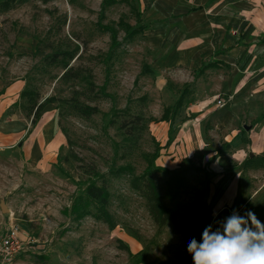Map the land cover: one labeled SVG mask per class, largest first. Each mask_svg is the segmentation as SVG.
Masks as SVG:
<instances>
[{
  "label": "rangeland",
  "instance_id": "rangeland-1",
  "mask_svg": "<svg viewBox=\"0 0 264 264\" xmlns=\"http://www.w3.org/2000/svg\"><path fill=\"white\" fill-rule=\"evenodd\" d=\"M146 1L153 3L14 0L0 7V85L20 79L22 89L37 92V101L55 98L31 123L27 100L20 97L14 106L23 114L20 132L9 145H0V201L6 207L0 209V228L15 222L29 240L19 264H193L188 242L200 241L207 225L215 229L233 209L241 215L251 209L264 222V161L248 154L264 150V0H249L254 7L243 12L242 23L225 24L228 40L204 39L216 48L201 56L182 51L191 39H170L190 36V29L178 33L180 24H165L166 38L159 40L157 22L169 18ZM191 18L199 23L205 15ZM135 26L140 29L127 36ZM225 45L231 48L229 64L222 72L201 74L207 91L212 84L214 90L209 97L192 95L198 65ZM56 49L70 56L48 62L44 55ZM69 65L79 71L77 77L63 76ZM220 82L224 89L219 90ZM183 88L187 94L175 116L158 120ZM75 100L97 111L81 115L71 107ZM217 100L228 109L244 149L237 140L224 145V129L212 133V125L204 123ZM188 107L197 110L191 113ZM129 113L142 119L126 134L118 124ZM49 124L52 144L44 137ZM189 125L204 128L193 136L188 129L180 134L178 127ZM37 143L40 152L30 153ZM195 144L204 150H194ZM155 151L153 164L189 167L179 186L167 187L161 171L150 174L162 201L176 210L179 228L158 227L132 186V176L143 172ZM90 181L105 182L112 226L68 212ZM210 196L220 201L210 205Z\"/></svg>",
  "mask_w": 264,
  "mask_h": 264
},
{
  "label": "crops",
  "instance_id": "crops-1",
  "mask_svg": "<svg viewBox=\"0 0 264 264\" xmlns=\"http://www.w3.org/2000/svg\"><path fill=\"white\" fill-rule=\"evenodd\" d=\"M152 2L153 3H149L148 1H146V5L149 7L151 6V4H153V7L158 11L160 16L169 18L168 21L166 20L165 22H157L158 23L157 29H160L158 30L159 33L157 35L159 40L161 38L163 39L166 38V35H164L165 33L164 29H166V27L164 26L165 24H169V23L172 25L176 23L180 24L181 26L177 29L179 30L178 33L182 32L180 34L184 35V33H187L186 30L190 29L191 32L190 36L188 38L186 37L183 38L184 36L183 37L180 36L179 38L176 35H172L170 39H177V40L191 39L189 43H184L185 45H183L184 48L182 51L186 52V50H188V52L196 53L198 56H201V54L206 52L210 53L212 49L216 48V45H214V43L212 42L207 43L205 42L206 40L216 41L224 38L225 41L231 38V36L229 37V35L225 31V24L226 23L239 24V22H241V20L243 21L244 19L243 12H245L249 8L254 7V3H252L249 0H152ZM202 14L205 15V19L201 20L199 23L198 22L194 23L193 21H191L192 19L191 17ZM260 20H261V26H264L263 18ZM260 30L264 31V27H261ZM204 39L205 41H203ZM223 44L225 43H222V45ZM230 49L231 48L229 46L225 45L223 49L221 48L216 50L217 55H215V57L212 59H219L220 61L226 64L220 63L217 66L206 67L200 73H198L195 79V87L193 88L194 91L191 92L192 95L195 92L200 94L202 92V94H206V97L210 96L212 90H214L213 84L210 87V90L208 89L207 91V86L204 85L203 76L201 74L204 73L206 70L209 71L211 69L222 72L223 69L221 67L229 64L227 57L229 55ZM222 75L224 74L222 73ZM22 85L23 82L20 79L0 85V145H7V144L9 145L13 140L17 138L20 132V126L22 124L23 114L15 107L19 106V98H20L19 92L22 90ZM221 89H224L223 82H220L219 84V90ZM222 105L223 103L221 104L219 103L218 105L215 104L214 106H218L217 108H212V110L209 109V111H207L208 114L207 117L205 118L204 123L208 122L212 125L211 127L212 133L218 134L217 129H221V130L224 129V131L222 132L223 144L224 142L227 143L224 145L232 144L237 140V142L239 143L237 147L244 149L245 142H242L240 140V135L236 134V130H234L233 126L230 124V121L228 120V109H226V107H222ZM188 108L190 110L189 112L191 113L197 110L196 107H188ZM186 127L187 126H182L180 128L178 127L180 134L184 135L186 133L185 130L188 129L193 136V133H195V131L198 130V132H200L204 128L203 126H201L202 128L200 126L198 128L197 127L195 128V125L193 126L189 125L188 128ZM242 127L245 129L248 127V125L243 124ZM50 130L51 128L49 124L44 130V137L48 139L47 140L48 143L52 144L53 142L51 139ZM33 146L34 147L30 149V153L32 152L38 154L40 152L38 143L37 145H33ZM203 147L196 146L195 147L196 149L194 150L200 152L204 150ZM24 148L27 151L25 146ZM209 152H213V151L211 150ZM248 154H249V158L254 156L252 155L254 153L248 152ZM182 156L190 157L191 154L184 153ZM179 160L177 162H179ZM160 165L168 167V165L166 164H160ZM175 166H179V165L175 164ZM209 198L211 201L210 205L220 201L219 197L217 196L215 198H212L210 196Z\"/></svg>",
  "mask_w": 264,
  "mask_h": 264
},
{
  "label": "trees",
  "instance_id": "trees-1",
  "mask_svg": "<svg viewBox=\"0 0 264 264\" xmlns=\"http://www.w3.org/2000/svg\"><path fill=\"white\" fill-rule=\"evenodd\" d=\"M14 0H0V7L7 8ZM115 0H102V5H107ZM138 16V15H137ZM139 27L131 28L126 34L131 36L134 32L138 31ZM112 40H114L115 34L111 31ZM70 54L61 49H56L53 52L44 55L48 62H55L58 57ZM226 64L219 59H212L205 63H201L197 68L196 72L200 73L206 67L217 66L218 64ZM79 75L78 70H74L71 66L63 72V76L66 77H77ZM92 85L90 84V90H92ZM187 94L185 88H183L178 97L174 100L173 107L166 105L158 117V120H171L175 116L177 109L181 106L184 95ZM20 97H25L28 103V113L31 115L30 122L34 123L39 116V111L47 102L55 100L53 96H45L41 101H37L38 94L36 91L22 89L19 92ZM71 107L81 115H88L97 111L94 105L80 104L76 100L71 103ZM126 112V111H125ZM141 116L138 114H128V118H122L119 121L118 126L124 128L126 134H131L133 130L138 126L141 121ZM168 142L166 141L162 146H165ZM224 144H227L224 142ZM157 148L159 147L156 143ZM157 156V151L152 154V158L146 165L143 172L139 175L132 176V186L138 190L145 199V206L147 212L154 223L160 227L165 223L171 224L174 228H179L178 222L176 220V210L170 206H167L161 199V195L156 189V185L150 174L154 171H161L166 174L165 183L167 187L179 186L183 181V176L188 166L168 168L160 164H153V157ZM252 157H258L264 161V150L261 154H256ZM251 158V157H250ZM108 203V192L106 190L105 182L102 181L96 184L93 181L86 183L83 188L73 197L68 212L73 215L74 218H80L84 215H90L96 219H101L105 221L110 226L113 225L111 215L106 210V205ZM89 205H92L93 209H90ZM143 256V251H140ZM141 260V259H140Z\"/></svg>",
  "mask_w": 264,
  "mask_h": 264
},
{
  "label": "clouds",
  "instance_id": "clouds-1",
  "mask_svg": "<svg viewBox=\"0 0 264 264\" xmlns=\"http://www.w3.org/2000/svg\"><path fill=\"white\" fill-rule=\"evenodd\" d=\"M215 223V229L212 224L203 229L200 241L188 242L193 264H264V222L251 209L243 215L233 209Z\"/></svg>",
  "mask_w": 264,
  "mask_h": 264
},
{
  "label": "built area",
  "instance_id": "built-area-1",
  "mask_svg": "<svg viewBox=\"0 0 264 264\" xmlns=\"http://www.w3.org/2000/svg\"><path fill=\"white\" fill-rule=\"evenodd\" d=\"M220 103V100H217ZM29 240L23 237L15 222L0 228V264H19L20 256L28 250Z\"/></svg>",
  "mask_w": 264,
  "mask_h": 264
},
{
  "label": "water",
  "instance_id": "water-1",
  "mask_svg": "<svg viewBox=\"0 0 264 264\" xmlns=\"http://www.w3.org/2000/svg\"><path fill=\"white\" fill-rule=\"evenodd\" d=\"M0 209H1L2 211L6 210V207H5V205H4V203H3L2 200L0 201Z\"/></svg>",
  "mask_w": 264,
  "mask_h": 264
}]
</instances>
